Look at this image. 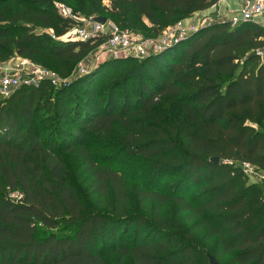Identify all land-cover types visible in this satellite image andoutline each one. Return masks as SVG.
Masks as SVG:
<instances>
[{"label": "trees", "instance_id": "16d2710c", "mask_svg": "<svg viewBox=\"0 0 264 264\" xmlns=\"http://www.w3.org/2000/svg\"><path fill=\"white\" fill-rule=\"evenodd\" d=\"M62 1L75 15L103 16L146 37L218 2ZM75 24L55 0H0V63L17 55L77 64L106 38L63 43L47 32L60 37ZM135 62L125 78L105 84ZM70 83L22 86L0 98V264H107L110 254L121 263L210 264L207 252L221 264H264V190L241 167L264 171V26L212 23L148 58L103 60ZM114 133L130 157L175 179L136 191L137 207L152 206L151 217L133 211L124 171L98 163L86 147L88 137ZM69 153H79L104 212L82 201ZM171 202L193 224L189 231L161 219Z\"/></svg>", "mask_w": 264, "mask_h": 264}, {"label": "built area", "instance_id": "2783aa9c", "mask_svg": "<svg viewBox=\"0 0 264 264\" xmlns=\"http://www.w3.org/2000/svg\"><path fill=\"white\" fill-rule=\"evenodd\" d=\"M227 1L229 0H218L216 5ZM56 8L63 17L73 19L76 24L63 36L55 37L52 34L53 39L63 43H71L86 42L105 37V41L98 46V60L101 57L112 59L125 57L148 58L175 47L191 34L213 23L209 16L203 14V12H198L194 14L192 20L189 19V22L184 20L173 27L169 26L159 38L153 39L145 38L111 21L106 26H100L92 23L90 18L81 20L73 14L69 7L61 3H56ZM262 16H264V0H257L247 5L239 14H234L229 22L233 27H236L245 22H255ZM259 54L262 53L259 52ZM80 72L85 75L88 70L82 67ZM42 82H50L52 85L57 84L53 75L47 69L38 66L37 63L29 59L19 57L18 62L14 65L0 63V98L11 97L22 86H36ZM241 167L248 181L253 185H260L264 190V175L260 173L255 165L245 162L241 164ZM10 198L17 202L22 199V196L13 193Z\"/></svg>", "mask_w": 264, "mask_h": 264}, {"label": "rangeland", "instance_id": "374dc122", "mask_svg": "<svg viewBox=\"0 0 264 264\" xmlns=\"http://www.w3.org/2000/svg\"><path fill=\"white\" fill-rule=\"evenodd\" d=\"M75 1V0H74ZM55 3H62L65 4L62 0H55ZM76 4V3H75ZM69 7V6H68ZM73 7V6H72ZM74 8V7H73ZM72 10V9H71ZM73 12V11H72ZM76 16L79 19H87L85 15H82L80 11L75 10ZM75 15V14H74ZM78 23H82L81 21H77ZM144 25L148 28H152V24L147 20L144 19ZM170 25V27L175 26ZM169 27V26H168ZM48 34L52 35L53 32L50 30L47 31ZM139 35L143 36V33L138 32ZM162 35V34H161ZM160 35V36H161ZM158 37H146L145 38H153L157 39ZM98 47L91 50L87 56L78 62L75 65H70L69 63H59L55 64L53 62L47 61L48 63H37L38 66L47 69L52 75L53 78L56 80L57 84L52 85L55 89H60L65 87L71 81L78 80L85 75L81 74V68H87L88 72L94 69L97 64L102 62L103 60L111 59L109 57H101L98 60ZM18 56L14 55L12 58L5 62H1L4 64H16L18 62ZM25 59V58H23ZM138 66V63L135 62L134 64L128 65V70L124 69V71L116 70L107 80L106 83L108 87L109 84L113 85L114 82L119 81L126 77V73L129 71H134L135 68ZM71 84V83H70ZM94 159L98 163L105 164L107 166H114L115 168L121 169L124 171L127 179L128 184L131 189V202L133 206V211L138 212L146 216L150 214V217L153 215L152 206H150L148 211L144 209L138 208L136 205V191L141 186H149L154 187L153 183L157 184L158 182H163L164 187L170 186L174 182V178L167 176H160L153 170L152 163L141 160L138 158L130 157L124 147L122 146V141L117 136V134H112L108 137H101V136H90L87 139V146H86ZM79 154V153H78ZM77 153H69L65 154L64 158L67 161L68 165V173L71 177L74 186L76 187L82 201L88 207L89 210L92 212H104L105 209H99V203L101 201H97V197H93L91 195L92 191L90 190L91 185V176L86 168V165L83 164V161L79 158ZM262 175H264V171L255 166ZM160 217L163 222L174 232H185L189 231L193 224H188L185 220V216H178L177 208L174 202L167 204L164 209L160 212ZM134 229H131L130 237L132 236ZM182 234V233H181ZM198 237L201 238L203 236L202 232L197 233ZM107 264H133L131 259H125L122 263L119 260V255L117 254H110L106 257Z\"/></svg>", "mask_w": 264, "mask_h": 264}, {"label": "crops", "instance_id": "0c3cea01", "mask_svg": "<svg viewBox=\"0 0 264 264\" xmlns=\"http://www.w3.org/2000/svg\"><path fill=\"white\" fill-rule=\"evenodd\" d=\"M255 1L257 0H229L225 3L212 7L207 11H204L203 14L209 16V19H211L213 23L229 22L230 18L234 14H239L247 5ZM192 17L189 19L192 20ZM189 19H185V21L189 22ZM255 22L256 24L263 26L264 16L258 18Z\"/></svg>", "mask_w": 264, "mask_h": 264}, {"label": "water", "instance_id": "95a60500", "mask_svg": "<svg viewBox=\"0 0 264 264\" xmlns=\"http://www.w3.org/2000/svg\"><path fill=\"white\" fill-rule=\"evenodd\" d=\"M91 22L100 26H106L109 19L103 16H95L91 18ZM220 158H212L211 162L214 164H220ZM207 257L210 264H221L210 252H207Z\"/></svg>", "mask_w": 264, "mask_h": 264}]
</instances>
